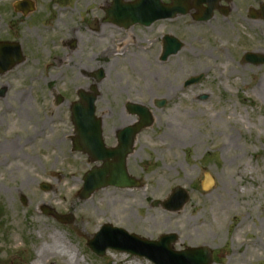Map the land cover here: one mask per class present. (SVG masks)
Wrapping results in <instances>:
<instances>
[{"label":"rangeland","instance_id":"rangeland-1","mask_svg":"<svg viewBox=\"0 0 264 264\" xmlns=\"http://www.w3.org/2000/svg\"><path fill=\"white\" fill-rule=\"evenodd\" d=\"M17 1L0 0V39L26 43L28 26L33 28L60 10L65 33L76 30L80 46L79 72L65 71L66 96L72 93L75 99L77 89L93 84L86 75L102 69L106 78L99 85L97 108L107 113L108 130L126 123L117 112L128 83V90L141 85L144 104L163 97L168 104L162 110L150 105L156 123L143 134L140 150L129 160V172L142 182L141 189L108 187L81 199L83 176L93 165L72 153L69 141L59 172L47 168L48 174L63 175L51 183L50 191L35 184L22 191L17 185H0V264H153L120 251L109 250L105 257L91 252L88 241L104 224L151 240L175 233L177 250L209 247L214 264H264V65L242 61L246 52L264 55V23L248 21L244 10L233 11L227 24L215 18L194 25L186 30V50L159 65L158 32L163 35L168 22L136 31L142 52L129 45L124 55L115 57L102 51L125 37L112 25L102 24V6L112 0H34L36 12L30 16L13 11ZM261 1L241 2L259 9ZM25 48L29 55L34 53L31 44ZM199 75L204 78L198 85L181 90L187 79ZM203 96L206 101L199 100ZM71 132L66 119L65 134ZM51 158L54 155L49 154L44 161ZM207 178L213 180L210 189L205 188ZM176 187L190 192L183 210L172 213L152 207ZM20 193L26 205L20 202ZM43 206L71 215L74 222L62 224L45 216ZM52 234L59 251L39 259V250Z\"/></svg>","mask_w":264,"mask_h":264},{"label":"flooded vegetation","instance_id":"flooded-vegetation-1","mask_svg":"<svg viewBox=\"0 0 264 264\" xmlns=\"http://www.w3.org/2000/svg\"><path fill=\"white\" fill-rule=\"evenodd\" d=\"M178 1L179 8L184 11L183 14L156 22H168L166 31L160 37L161 41L157 49L156 59L159 65L175 57L170 56L165 62L161 60L164 55V39L166 37L178 39L183 44L179 53L184 49L186 50L187 42L185 43V40L188 39L186 38V30L192 28L194 23H199L194 20V16L200 17L198 16L199 11L196 9L205 10L208 8L207 4H199L198 0ZM241 1L247 0L217 2L216 8L219 7V10H216L214 18H219L227 24L230 23L229 17L233 11L243 14L245 10L248 21L264 23V15L260 10L264 2H259V9H255L253 6H246V3ZM32 2L35 7L36 2L34 0ZM162 3L165 6H171L173 1L162 0ZM212 4L214 5V2ZM32 14L33 12L30 15ZM252 15H255L257 19H252ZM183 20L185 27L182 25ZM111 25L123 30L126 36L119 40V43H113L112 49L110 47L103 49L104 53L117 54V51H125L129 45L134 46L136 52H140L138 46L140 36L136 31L147 27L138 24L126 29L113 23ZM63 27V15L58 10L51 17L41 18V23L37 26L27 27L29 40L26 43H22L20 39H0V45L1 43L17 44L15 48L10 50L5 64L3 66L0 64V185H17L16 190L22 191L23 188L32 184L42 187L43 184L49 185L53 181L54 183L60 181L63 175L50 173L52 175L50 177L47 168L57 169L52 172H59L58 167L62 164L61 159H63L68 141L72 153H75V149L86 146L82 142L78 127L73 121V106L80 99L81 89L76 90L75 99L71 97L72 93L66 96L65 89L66 68L70 69L67 72L74 75L77 65L79 66L80 46L78 39L74 37L77 31L74 30L73 33L70 31L68 36V30L65 33ZM26 44H31L34 49V53L31 55L26 51ZM10 67L12 69L4 72L5 68ZM88 77L92 83L97 82V71L95 70ZM105 78L106 75L100 83ZM129 84L122 90L125 98L124 101L120 102L117 112L119 115L123 114V120H126L124 125L111 132V129L108 130L109 125L104 119L105 116L107 117V113L98 112L96 107V115L101 121L102 130L100 144H103L107 152L123 147L121 150L124 153H130L127 158V167L130 158L134 157L140 150V141L145 133V131L140 132L137 128L140 117L134 113L133 108L135 105L144 104L141 100L142 87L138 83L128 90L126 88ZM91 88L92 85L89 89ZM189 88L185 86V83L181 85L182 91ZM130 96L135 101H132ZM159 99L161 98L151 100L149 104L156 106ZM66 119L69 121L72 131L68 136L65 134ZM96 132V127L93 126V134ZM94 144L97 149L101 150V145L97 141H94ZM143 146L145 148V145ZM49 154L54 155V158H51L47 163L44 158H47ZM110 161L113 162L112 159ZM39 170L43 171V174L38 175L37 171ZM22 197L24 195L20 193V202Z\"/></svg>","mask_w":264,"mask_h":264},{"label":"water","instance_id":"water-1","mask_svg":"<svg viewBox=\"0 0 264 264\" xmlns=\"http://www.w3.org/2000/svg\"><path fill=\"white\" fill-rule=\"evenodd\" d=\"M174 1V6L166 8L163 5H158V0H138L134 4L125 3L124 0H114L112 9L108 12L109 18H114L120 23L126 22L129 18L133 20H141L146 24H151L154 19L155 10L161 14L173 15L180 11L177 0ZM205 1H200L202 4ZM208 2V1H207ZM27 3V2H26ZM25 3V4H26ZM19 5L22 6V3ZM32 7V4L30 5ZM212 9L207 10L209 16L204 20H209L212 17ZM171 42V41H170ZM1 60L4 61L6 56L3 48L1 49ZM258 57L255 55H247L246 62H253L254 64H262L264 61H257ZM202 76L193 77L188 81V85L197 84L201 81ZM93 94L86 96L81 95L82 101L74 107L73 121L77 125L80 132V138L86 147H81V151L87 153L92 162H103V166L95 168L86 174L84 178V187L80 192L82 199L90 198L96 191L114 186L120 189H133L139 187V184L134 178L128 175L126 168L127 157L130 153H124L120 147L112 152L106 151L103 144H100L102 139L101 121L96 120L95 102L99 93L97 88H94ZM85 95V96H84ZM206 98V97H203ZM158 106H163L159 103ZM136 112L141 116V123L137 126L140 128L150 127L152 124V114L146 108L135 107ZM93 126L96 127L97 132L93 134ZM125 132V131H124ZM123 132V133H124ZM94 141L101 145V150L96 148ZM113 159L114 162H109ZM189 202V194L187 191L176 188L170 197L164 202H156L155 206L162 205L165 209L173 212L182 210ZM66 223H72L73 218H65ZM176 235L162 236L159 241H150L141 238L137 235H130L123 229L114 228L111 225H104L101 232L97 234L94 240L89 242L90 249L100 257L105 256L108 249L127 251L134 255H139L148 258L155 264H212L211 253L206 248L192 249L188 248L185 251H175L174 244L177 242Z\"/></svg>","mask_w":264,"mask_h":264},{"label":"bare ground","instance_id":"bare-ground-1","mask_svg":"<svg viewBox=\"0 0 264 264\" xmlns=\"http://www.w3.org/2000/svg\"><path fill=\"white\" fill-rule=\"evenodd\" d=\"M208 185H209V183H208ZM66 187L69 188V186H66ZM95 222H97V221H95ZM49 239H50V242H46V245L42 246L41 249L39 250V259L44 258L45 254H56V252L59 251V249H57L55 247V242L57 240H56V237L54 236V234H52Z\"/></svg>","mask_w":264,"mask_h":264}]
</instances>
